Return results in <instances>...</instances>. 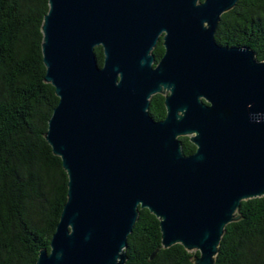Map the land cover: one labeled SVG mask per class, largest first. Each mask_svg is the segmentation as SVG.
<instances>
[{
	"label": "water",
	"instance_id": "1",
	"mask_svg": "<svg viewBox=\"0 0 264 264\" xmlns=\"http://www.w3.org/2000/svg\"><path fill=\"white\" fill-rule=\"evenodd\" d=\"M237 1L47 0L41 83L57 103L44 140L66 198L34 264H123L138 209L158 220L162 248L213 263L240 202L264 196V61L213 38ZM155 94L160 121L147 113Z\"/></svg>",
	"mask_w": 264,
	"mask_h": 264
},
{
	"label": "trees",
	"instance_id": "2",
	"mask_svg": "<svg viewBox=\"0 0 264 264\" xmlns=\"http://www.w3.org/2000/svg\"><path fill=\"white\" fill-rule=\"evenodd\" d=\"M46 11L47 0H0V264H34L41 249L48 251L66 198V175L44 140L57 103L53 88L41 83ZM213 38L220 46L248 47L264 61V0H238L220 15ZM93 53L100 67L101 48ZM162 53L158 41L154 62ZM147 113L163 119L162 95L149 98ZM178 140L183 155L193 153L187 137ZM234 216L212 264H264V196L241 201ZM123 252V264H194L198 256L179 244L162 248L158 220L146 209H138Z\"/></svg>",
	"mask_w": 264,
	"mask_h": 264
},
{
	"label": "rangeland",
	"instance_id": "3",
	"mask_svg": "<svg viewBox=\"0 0 264 264\" xmlns=\"http://www.w3.org/2000/svg\"><path fill=\"white\" fill-rule=\"evenodd\" d=\"M166 93V92H165ZM187 138L189 137V136H186ZM193 252V251H192Z\"/></svg>",
	"mask_w": 264,
	"mask_h": 264
}]
</instances>
